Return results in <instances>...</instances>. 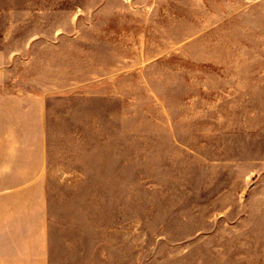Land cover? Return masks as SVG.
<instances>
[{
    "label": "rangeland",
    "instance_id": "1",
    "mask_svg": "<svg viewBox=\"0 0 264 264\" xmlns=\"http://www.w3.org/2000/svg\"><path fill=\"white\" fill-rule=\"evenodd\" d=\"M0 264H264V0H0Z\"/></svg>",
    "mask_w": 264,
    "mask_h": 264
}]
</instances>
